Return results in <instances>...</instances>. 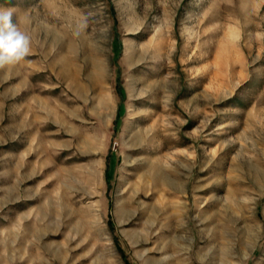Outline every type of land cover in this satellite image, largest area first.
I'll return each instance as SVG.
<instances>
[{"label":"rangeland","instance_id":"obj_1","mask_svg":"<svg viewBox=\"0 0 264 264\" xmlns=\"http://www.w3.org/2000/svg\"><path fill=\"white\" fill-rule=\"evenodd\" d=\"M0 9V264H264V0Z\"/></svg>","mask_w":264,"mask_h":264},{"label":"clouds","instance_id":"obj_2","mask_svg":"<svg viewBox=\"0 0 264 264\" xmlns=\"http://www.w3.org/2000/svg\"><path fill=\"white\" fill-rule=\"evenodd\" d=\"M10 9H0V69L23 61L30 51V38L19 30Z\"/></svg>","mask_w":264,"mask_h":264},{"label":"bare ground","instance_id":"obj_3","mask_svg":"<svg viewBox=\"0 0 264 264\" xmlns=\"http://www.w3.org/2000/svg\"><path fill=\"white\" fill-rule=\"evenodd\" d=\"M250 119V118H249ZM257 144V143H256ZM258 157V156H257ZM237 159V158H236ZM256 159V158H255ZM238 161V160H237ZM259 164V163H258ZM186 165V164H185ZM232 170V169H231ZM256 171V173H257V175H258V171L257 170H255ZM261 172V171H260ZM166 173V172H165ZM262 175V174H261ZM176 176V175H175ZM164 177V176H163ZM264 177V176H263ZM180 178H181V176H180ZM174 179V178H173ZM183 179V178H182ZM264 179V178H263ZM181 182V181H180ZM182 184V183H181ZM180 184V185H181ZM174 186V185H173ZM178 190V189H177ZM227 196V195H226ZM226 208V207H225ZM225 212V211H224ZM234 214V213H233ZM232 217V216H231ZM249 231V230H248ZM247 233H249V232H247ZM251 234V233H250ZM252 236V235H251ZM248 238H250L251 239V237H248ZM252 244V243H251ZM213 250V249H212ZM211 251V250H210ZM225 251H226V249H225Z\"/></svg>","mask_w":264,"mask_h":264},{"label":"crops","instance_id":"obj_4","mask_svg":"<svg viewBox=\"0 0 264 264\" xmlns=\"http://www.w3.org/2000/svg\"><path fill=\"white\" fill-rule=\"evenodd\" d=\"M42 213V218H44V213L43 212H41Z\"/></svg>","mask_w":264,"mask_h":264}]
</instances>
